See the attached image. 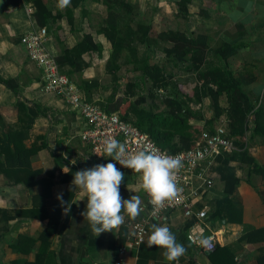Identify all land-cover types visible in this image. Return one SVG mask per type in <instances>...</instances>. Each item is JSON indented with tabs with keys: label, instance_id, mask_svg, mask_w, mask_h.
<instances>
[{
	"label": "crops",
	"instance_id": "obj_1",
	"mask_svg": "<svg viewBox=\"0 0 264 264\" xmlns=\"http://www.w3.org/2000/svg\"><path fill=\"white\" fill-rule=\"evenodd\" d=\"M135 1L140 2L137 9L141 14L149 10L158 12L159 30L202 33L207 43L212 44L209 48L221 42L234 45L235 53L227 57L224 64L235 73L253 78L246 90L256 100V105L264 108V0H188L185 16L178 14L177 0H152V7L147 5L151 9L146 8L145 0ZM83 8L91 13L88 7ZM76 12L79 15V9ZM31 13L29 0H0V77L11 78L14 82V90L0 83V139L7 128L19 126L17 101L31 107L39 105L44 110L33 118L22 138L25 149L32 145L38 147L28 156L26 165L21 162L25 159L23 156L14 161L8 154H0V264H115L116 248L122 243L125 229L121 225L112 232L95 236L80 215L85 210L86 198L78 189L71 188L73 174L69 171L106 164L108 158L100 159L88 153V147L78 135L82 124L79 114L43 88L40 70L28 59L20 42L22 33L38 26ZM83 18L84 22L88 21ZM78 20L75 17L79 35ZM61 22H65L64 18L53 23L49 21V25L52 28L58 25L59 31L62 30ZM190 22L194 23L190 25ZM85 32L100 43L101 54L107 60L110 47L105 38L91 27ZM71 37L69 43V37L61 36L68 47L76 39L73 33ZM46 46L55 56L57 49L50 39ZM86 55L83 54V58ZM208 56L212 58L210 51L206 53ZM213 58L215 64H220L216 57ZM201 103L194 109L208 118V99L204 98ZM219 120L226 131L223 116L212 124L213 130ZM190 122L202 124L200 120L191 119ZM239 140L242 145L235 146V150L245 151L263 170L264 133L253 131L250 118ZM216 157L208 167L212 183L204 187L194 201L195 209L206 211L205 218L197 221L204 233L214 234L213 249L205 250L190 243L185 235L196 218L173 209L150 219L148 232L150 234L153 224L170 229L177 243L186 248L178 263L167 261L162 256V248H149L144 242L138 247L126 248L119 264H264V174L247 159L229 160L227 164L233 167L238 180L233 191L226 193L215 170ZM72 160L76 163L72 164ZM121 172L124 173L120 185L122 198L138 195L142 203H146V196L138 187L139 174L132 170ZM66 192L68 197L63 198ZM58 196L71 205L67 214ZM141 215L142 212L137 218Z\"/></svg>",
	"mask_w": 264,
	"mask_h": 264
},
{
	"label": "trees",
	"instance_id": "obj_2",
	"mask_svg": "<svg viewBox=\"0 0 264 264\" xmlns=\"http://www.w3.org/2000/svg\"><path fill=\"white\" fill-rule=\"evenodd\" d=\"M86 1L99 3L105 10L104 18L100 19L96 26L89 23L95 33L105 38L110 47L104 63L105 72L107 70L113 78V71L118 68L120 59L132 63V70L140 71L136 81L125 83L124 92L120 97H114V89L111 88L107 95L99 94L98 98L92 101V93L103 91L107 87L100 86L95 77L82 76V71L87 66L83 54H99L101 51L100 43L93 41L90 33L84 31L77 35L79 30L75 26L74 9L78 8L79 16L87 18L89 13L83 8ZM187 1H176L179 15H186ZM29 2L32 5L31 16L34 22L38 26H45L46 31L53 34L57 49L54 61L59 71L73 81L87 101L94 102L105 112H116L121 119L131 121L140 131L147 133L159 148L167 152H176L192 147L201 130L210 133L214 131L212 124L221 116L224 117L227 136L233 138V143L238 148L242 145L239 139L247 129L249 118L253 131L264 133V108L256 105V100H253L246 90L253 78L248 74L235 73L224 64L227 57L235 53L234 45L221 42L209 48L206 36L202 33L172 29L155 31L150 21L144 20V16L137 18L138 9L129 0H71L70 6L63 10L57 8V0ZM60 18H64L69 31L75 34V42L70 47L65 45L61 36L57 34L58 25L54 28L49 25V21L53 23ZM87 20L89 21L88 18ZM136 45H141L145 49L159 48L172 65L185 62L187 65L184 69L193 71L196 78L191 92H182L180 85L172 79V75L161 66L139 59ZM208 48L211 56L216 57V61L221 65L208 61L206 57ZM74 74L75 79L72 78ZM0 83L14 90L11 78L0 77ZM132 94L136 95V98L130 100ZM220 97L225 101L222 106L219 103ZM204 98L208 99L210 110L208 118H203L202 114L194 109L197 104H202ZM156 102L160 104L159 110H155ZM15 107L19 126L6 129L0 139V154H8L14 161L23 156L25 159L21 162L26 165V159L38 147L32 145L25 149L22 138L33 118L39 113H44V110L39 105L26 106L21 101H17ZM191 119L200 120L202 124H193L190 122ZM237 150L238 152L234 150L216 157L218 164L215 170L226 193L233 191L238 180L233 167L227 164L229 160L247 159L256 166L260 174H264V165L261 170V166L254 164L245 151ZM241 155H246L247 158ZM69 171L74 175L73 168ZM66 196L68 197V192L63 198Z\"/></svg>",
	"mask_w": 264,
	"mask_h": 264
},
{
	"label": "built area",
	"instance_id": "obj_3",
	"mask_svg": "<svg viewBox=\"0 0 264 264\" xmlns=\"http://www.w3.org/2000/svg\"><path fill=\"white\" fill-rule=\"evenodd\" d=\"M48 39L50 38L45 26H35L20 36V42L26 49L28 59L40 70L43 88L62 99L69 109L79 114L82 124L78 135L88 147L89 154L100 159L108 158V161L115 163L120 171L130 170L111 161V157L105 156L102 152L103 142L108 138H115L126 146L129 154L145 150L177 157L182 163L176 177L177 186L182 191L174 200L166 202L162 209H156L149 203V198L144 193L146 203L141 205L143 215L134 220L125 218L122 224L125 231L122 234V243L116 248L118 256L115 264H119L120 255L126 248L138 247L146 241L150 219L173 209H179L184 216L196 218L185 235L186 239L196 244L194 241L198 238H209V245L200 247L212 250L214 234L204 233L200 221H197L205 218L206 211L204 208L195 209L194 201L203 188L209 187L212 183L208 167L214 158L221 153H229L236 149L233 139L227 136L225 128L221 125L216 126L211 133L201 130L193 146L187 149L167 152L159 148L147 133L140 131L133 123L121 119L116 112H105L94 102L87 101L73 81L57 68L54 56L46 46Z\"/></svg>",
	"mask_w": 264,
	"mask_h": 264
},
{
	"label": "clouds",
	"instance_id": "obj_4",
	"mask_svg": "<svg viewBox=\"0 0 264 264\" xmlns=\"http://www.w3.org/2000/svg\"><path fill=\"white\" fill-rule=\"evenodd\" d=\"M70 4L71 0H57L56 6L63 10ZM102 152L111 157V161L139 174V190L147 195L149 203L156 209H162L166 202L174 200L182 191L176 182L177 173L182 167L181 160L177 157L145 150L129 154L126 146L115 138H108L103 142ZM63 156L67 159L66 153ZM71 163L75 164L76 161L72 160ZM123 180L124 173L112 162L96 164L74 173L71 188L78 189L82 197L86 198L85 210L80 215L95 236L118 229L125 222L126 216L134 220L140 215V197L132 195L123 199L120 194ZM57 199L61 201L64 213L67 214L71 205L63 201L62 196ZM194 242L198 246L207 247L210 240L201 237ZM145 243L149 248H162V256L169 262L178 261L186 252V248L177 243L167 226L153 224Z\"/></svg>",
	"mask_w": 264,
	"mask_h": 264
},
{
	"label": "rangeland",
	"instance_id": "obj_5",
	"mask_svg": "<svg viewBox=\"0 0 264 264\" xmlns=\"http://www.w3.org/2000/svg\"><path fill=\"white\" fill-rule=\"evenodd\" d=\"M130 1L136 7H137V4L140 3V2H137L135 0H130ZM145 1H146V8H147V5H148V7H152V5H153L152 0H149L150 2H147V0H145ZM84 7H88V9L91 11V13L89 15H87V18L89 19V21H86V22L83 21L84 18L79 16L78 13L76 12V11H78L77 8H76V11H74L75 17H77L79 19L78 24L81 25V27H79L81 29V32H84V31H87V29H90V25L96 26L97 22L100 19H103L105 16L104 7L99 3L86 1L84 4ZM147 9H151V8H147ZM142 11H144V10H142ZM149 11L150 12H143V14L139 13V11H138L137 18L142 17V16L146 17L144 20H147V18H150V21L152 24L151 27H153V29L155 31H158L159 29H161V26L157 22V21H159V14L155 10H153V11L149 10ZM149 13H150V16H147ZM87 22H88V24L90 23V25H88ZM193 23L190 22L189 24L191 25ZM60 25L62 26V30L60 29L59 31H57V34L59 36H64V38L69 37L70 38L69 43L72 42V37H71L72 33L69 31V28H68V25L66 24V22H61ZM193 28H194V26L190 29L192 30ZM194 31L197 32L195 29H194ZM48 35H49V38L51 40V43L54 44V46H55L53 34L50 33ZM208 45H212L210 41H208ZM135 49H136V54H137L139 59H141V60L144 59L149 64L156 63L158 66H161L162 68H164V71L169 72L172 75V79L180 85L179 88H181L180 90L182 92H184V93H190L191 92L192 86H193L194 82H196V78H195L193 71L184 69V66L187 65L185 62L184 63H176L175 65H172L165 58L164 53L159 48L150 47V48L145 49L141 45H136ZM209 51H210V49L208 48V52ZM83 59H84V61H86L87 66L83 69L84 71H82V76L95 77V78H97V81L100 83V86L104 85L107 87L103 91H98L97 93L96 92L92 93L91 94L92 98H94V99H92V101L93 100L95 101L97 99L96 97L98 96V94L107 95L111 91V88L114 89V93H115L114 97L122 96L124 89H125V87H124L125 83L127 81H136L137 80L136 76H138L140 74V71L132 70V66H133L132 63L124 62L123 61L124 59H120L119 63H118V68L113 71V78H112V76H110V74L108 73L107 70L105 72L104 61H106L105 60L106 58L103 57V54H101V51L99 54H97V53L87 54ZM207 59H208V61L215 64L213 56H212V58L210 56H208ZM219 65H221V64H219ZM72 78L75 79L76 74L72 75ZM134 90L137 91V89H134ZM50 95L53 96V94H50ZM135 98H136V95H133V94H132V96L129 97L130 100H133ZM222 102H223V99H222V97H220L219 103L221 106H222ZM155 105H156L155 110H159L160 104H158L156 102ZM195 107H197V105ZM203 110H204V112L207 111L205 106H204ZM222 124L223 123H221L219 120V123L216 124V126L217 127L219 125L222 126Z\"/></svg>",
	"mask_w": 264,
	"mask_h": 264
}]
</instances>
